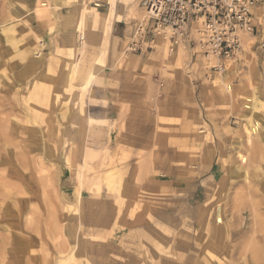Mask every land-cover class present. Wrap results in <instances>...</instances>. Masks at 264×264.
I'll return each mask as SVG.
<instances>
[{
    "label": "rangeland",
    "instance_id": "1",
    "mask_svg": "<svg viewBox=\"0 0 264 264\" xmlns=\"http://www.w3.org/2000/svg\"><path fill=\"white\" fill-rule=\"evenodd\" d=\"M42 1L47 12L36 14L33 0H0V29L6 22L13 26L0 31V264H57L72 249L79 252L76 264H264V125L253 128L250 146L242 119L249 117L253 96L264 102L258 38L241 34L239 53L223 62L205 58L200 21L176 42L158 37L142 54L127 50V38L122 43L108 38L89 47L101 53L99 85L73 103L62 82L64 37L74 34L77 45L80 40L76 21L68 18L72 7L62 17L60 6L78 9L89 0ZM141 1H117L127 23L142 18ZM98 4H90L92 14L108 9ZM259 14L261 7L255 20L262 24ZM112 18L103 19V32ZM34 37L42 42L41 61L37 72L27 73L33 85L20 90ZM94 60L89 52L84 55L86 63ZM215 61L223 69H214ZM221 81L227 92H221ZM32 110L40 118L31 119ZM87 116L100 122L87 123ZM51 120L59 136L53 162L39 132ZM240 139L244 161L231 149ZM66 153L72 172L63 162ZM228 154L230 166L245 162L248 180L231 179L220 169L219 158ZM212 164L219 179L204 181L202 197L193 201L189 192L202 184ZM80 165L90 169L82 170L77 205L72 191ZM110 168L119 175L109 182ZM215 209L228 221L222 239L205 231L207 222L214 225Z\"/></svg>",
    "mask_w": 264,
    "mask_h": 264
},
{
    "label": "bare ground",
    "instance_id": "2",
    "mask_svg": "<svg viewBox=\"0 0 264 264\" xmlns=\"http://www.w3.org/2000/svg\"><path fill=\"white\" fill-rule=\"evenodd\" d=\"M33 1H34V3H33V6L31 8L32 9L34 8V12H36V14H40L44 9H46V12H47V3H44L42 0H33ZM48 1L53 3L54 0H47V2ZM90 1L92 2L93 0H90ZM27 8H28V11H32V9L30 7H27ZM13 9H16V8H13ZM94 11H95V9H93L91 6H89L88 4H84V6L82 8V11H81V14H80V17H79V20H78V26H77L78 27V31L80 33L79 36H81V38L79 39L80 40L79 45L75 44L73 39H70V41H66V48H67L66 49V51H67L66 53H67V57H66V59L62 63L63 64V71H62V73H63L62 77L63 78H62V82H63V86H64V92L70 93L69 101H72L73 103L76 102L78 99L80 101H82V99L86 96V94H88V91H89L88 88L91 85H93L94 83H97V78H98L97 77V72H98V69H99V66H100L99 64L101 62L99 60L101 53L100 52L99 53H90L88 51V46H89L90 40L92 38L94 39L95 37H93V36H95V35H93V36L91 35V37L90 36L88 37V36H85L86 33L85 34L83 33L84 27H85L86 24L87 25H92V22H88V21L85 22V20ZM26 13H28V12H26ZM112 14H113L112 13V10L109 11L108 14H106L107 21H110V19L112 18ZM259 18L262 19L263 18V15L259 14ZM110 29H111V24H109L106 27V29L104 30V32L103 31L101 32L102 34L100 33L103 36V39L101 40V44L106 43V41L108 40V36L106 37V39L104 37H105V34H107V35L109 34ZM11 30H13V26L9 22H6V24L0 29V31H2V33H7V32H10ZM94 34H96V33H94ZM101 37H98V38H101ZM109 38L112 39L111 36H109ZM4 39H5V42L7 44L10 43L13 40L11 37L4 38ZM99 41H100V39H99ZM33 43H34V47L30 51L31 58L29 59V62L27 64L28 66H27L26 69L24 68L22 70V74L23 75L25 74V78H22L23 80L20 82L21 83L19 85L20 90H21V88H29V87H31L33 85V83H34L33 81H31V80L28 81V78H27L28 75H27V73H28V71H32V72H35L36 71L37 72L38 62L41 61V55H42L41 54V47H42L41 44H42V42H41V40H40L39 37H34ZM87 52H89L90 54L94 55L95 60H94V63L93 64L86 63L84 61V55ZM27 54H28V52H27ZM117 55H118V53H117ZM208 57L209 56H205V58H207V59H208ZM95 62H96L97 65H95ZM216 65L218 66L219 64L216 62ZM28 68H29V70H28ZM78 77L81 79V81H79L80 83L77 85L78 87H76V90H74L73 89L72 82L74 81V79H76ZM97 85H99V84L97 83ZM221 85L223 86L221 92L222 93L227 92L228 91L227 90L228 87L226 88L224 81L223 82L221 81ZM49 91H50L51 97H53L55 99L56 93H55V87L53 85L50 86ZM25 96L26 95H24V97ZM262 101H260L257 96H253L252 101L249 103V105L247 107V112L249 114L248 115L249 117H247V115H243L242 116V119H244V124H243V132H244V135H245L244 136V140L248 143V145H250L249 143L251 141V131L253 130V128L256 127V126L261 127V125H264V121L262 120V116H261V114H264V102H262ZM77 112H78L79 115H82L84 113V106H83L82 102H80L79 108H78V111ZM32 113H33L32 115H34V116H33V118L29 117V119L30 118L31 119H34V117L35 118H37V117L40 118V116H41V115H39L38 110H36V111L35 110H32ZM29 114H31V112ZM26 115H27V112H26ZM18 121L15 120V123L17 124ZM86 121H87V123H92L94 121L95 122H100V120H94L90 116H87L86 117ZM39 132H40V134H43V137L45 139V143H44L43 146H44V149L46 150V153H47L48 157H50L52 159V162L55 161V159H56V157L58 155L57 146H58V137L59 136L57 135L56 128L53 127V121L52 120L49 121V125L47 127L42 128L41 130H39ZM39 132H38V134H39ZM32 133H34V132H32ZM263 141H264V139H263ZM241 142H242V140L240 139L237 144H235L234 146H232V148H231V149H233L232 154H234L235 152L236 153L238 152V154L240 153L239 151H241L240 149H241V146H242L241 145ZM244 145H247V144L245 143ZM69 146H71V149H72V146H75V145L71 144ZM250 146H252V145H250ZM247 149H248V147H247ZM83 151H84V154L87 153L85 150H83ZM205 153H206L205 160L208 161V162H210L212 160V154L207 149H206ZM241 153L237 157L239 159V161L246 160V158L244 159V156ZM244 155H246V154H244ZM86 156H89V155L86 154ZM229 156L230 155L228 154V155H224L223 156V159L219 158L220 160L218 161V164L220 165V169H224L225 171H227V174H228L229 178H231V179L243 178L245 180H248L250 178L249 177L248 169L247 168L245 169L246 166L243 168V166L245 165L244 164L245 162H243V163L241 162L242 164H244L243 166H241L242 165L241 163H239L240 165L237 164V165L230 166L231 164L228 161L229 160ZM63 162H64L65 166L67 167L68 171L69 172H72V167H71L72 165H71V162H70V153L64 154V156H63ZM86 165H80L79 172H76L74 174V178H73L76 181V185L78 186L77 190L76 189L74 190V194H75V199H76V204L77 205H80V198H79V188L80 187L79 186H81V182H82L81 180H83L82 179V175H81L82 170L84 168L87 169V170L90 169V167L89 166L86 167ZM248 168H249V166H248ZM105 173H106L105 174L106 175L105 176V179L107 181H109L110 179L113 178L112 176H114V173L116 174V171L114 172V170L110 168V169H107V172H105ZM116 175L118 176L119 174L117 173ZM263 177H264V175H263ZM107 185L109 186V184H107ZM240 202H242V201H240ZM213 211H215V214H216L215 217H214V225L212 226L211 223L209 224L207 222V224H206L207 228L205 229V231L208 232V233H210V235L213 238H216V239L217 238H220V239H222V237H224V235H225L224 232H225L226 226H228V221L226 219V216H221V214L217 216V213H216L217 209L212 210V212ZM217 223L218 224H221V227H218L217 226ZM76 225H77V223H76ZM77 226H74V227L71 228V231H72L73 235L76 236V237H77V233L79 231V228H78L79 226L78 227ZM4 230L5 231H8L7 228H4ZM75 253H77V252L75 251L74 254ZM74 254H73V249H72L69 252V254L67 255V257H63L62 256L63 258L58 259L57 264H76L75 263L76 262L75 260H76L77 257L75 258ZM87 264H88V262H87Z\"/></svg>",
    "mask_w": 264,
    "mask_h": 264
},
{
    "label": "built area",
    "instance_id": "3",
    "mask_svg": "<svg viewBox=\"0 0 264 264\" xmlns=\"http://www.w3.org/2000/svg\"><path fill=\"white\" fill-rule=\"evenodd\" d=\"M264 0H142L143 16L134 20L127 50L146 53L158 37L176 42L186 35L191 24L200 21L197 33L205 56L223 62L241 49L240 35L257 37L256 47L264 63V23L255 20V12ZM214 69H223L219 64Z\"/></svg>",
    "mask_w": 264,
    "mask_h": 264
},
{
    "label": "crops",
    "instance_id": "4",
    "mask_svg": "<svg viewBox=\"0 0 264 264\" xmlns=\"http://www.w3.org/2000/svg\"><path fill=\"white\" fill-rule=\"evenodd\" d=\"M63 1V0H62ZM65 1V0H64ZM117 1L118 0H93L92 2L89 0L88 2H84V3H81L80 4V6L78 7V9L76 8V6H75V4H72V6H68V4H65V5H62L61 4V16L63 17L64 15L62 14V11H66L67 9L70 11V8L72 7V11H70V13H69V19H74V21H76V26L75 27H77L78 26V20H79V17H80V14H81V11H82V8H83V6H84V4H88L89 6H91V7H93L92 5H90L91 3H93V4H98V3H106L107 5H108V9H106V10H101V9H99L98 8V13L97 14H91L90 16H88V18H86V20H85V22H92V25H85V27H84V31H83V33L85 34V36H90L91 37V35L93 36V35H95V36H93V37H95L94 39L92 38L91 40H90V43H89V46H88V51L90 52V53H99V50L98 51H96V52H91L90 50H89V47L90 46H92L93 44H97V45H101V40L103 39V36L101 35L102 33V31H103V26H104V18H105V16H106V14H108L109 13V11L110 10H112V20H111V29H110V32H109V36H111L112 37V39L111 38H109V36H108V38L109 39H111V40H114V42L115 43H122L123 42V39H122V37H124V38H127L128 40H129V42H130V40H131V37H132V25H131V23L134 21V20H131V21H128V23L124 20L125 19V15H121V12H118V9H117V7H116V5H117ZM111 2H112V4H111ZM98 6H99V4H98ZM67 10V11H68ZM66 11V12H67ZM122 18V19H121ZM99 26H100V28H101V30H99L98 28H99ZM77 30H76V33L78 32V37H79V39L81 38V36H79L80 35V33H79V31H78V27L76 28ZM114 32H115V34H114ZM89 33V34H88ZM93 33V34H92ZM94 33H96V34H94ZM102 36H100L99 34ZM88 34V35H87ZM98 34V35H97ZM73 37H75V35L73 34V36L71 37V36H66V37H64L65 38V41H64V45L66 44V41H70V39H73L74 40V38ZM98 37H101V38H98ZM98 38V39H97ZM75 39H76V37H75ZM99 39H100V41H99ZM96 41V42H95ZM95 42V43H94ZM98 42V43H97ZM76 44V43H75ZM79 45V44H78ZM255 46V45H254ZM256 47V46H255ZM257 48V47H256ZM259 52V51H258ZM260 56V55H259ZM258 56V58H261V56L259 57ZM79 81H81V79L80 78H78V84L80 83ZM124 145H126V146H128V144L126 143V144H124ZM207 177H205V178H203L202 179V184H199V185H197V186H194L193 188H192V190L189 192L190 193V197H191V199L193 200V201H195L196 199H198L199 200V198H201L202 197V195H203V191H205V189H204V181H205V185H208V184H211V183H209V182H215V180H218L219 179V177H220V170H219V168L217 167V166H215L214 164H212L209 168H208V170H207ZM205 179V180H204ZM72 183V182H71ZM76 186V185H75ZM74 189H73V191H72V195H74V198H75V194H74V190L76 189L77 190V188L76 187H73ZM76 201V200H75ZM79 231H78V233H77V239H78V237H79Z\"/></svg>",
    "mask_w": 264,
    "mask_h": 264
}]
</instances>
